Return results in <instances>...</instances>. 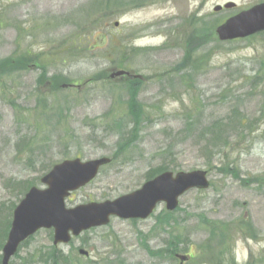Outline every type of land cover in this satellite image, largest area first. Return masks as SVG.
Segmentation results:
<instances>
[{
	"label": "rangeland",
	"instance_id": "1",
	"mask_svg": "<svg viewBox=\"0 0 264 264\" xmlns=\"http://www.w3.org/2000/svg\"><path fill=\"white\" fill-rule=\"evenodd\" d=\"M226 3L237 6L214 12ZM261 3L0 0V250L15 206L62 161L113 158L67 207L131 194L161 167L205 171L211 183L173 213L113 218L69 245L54 248L53 230H41L9 264H177L180 253L214 264L212 251L222 264H264V34L216 35ZM31 63L42 71L17 74ZM117 68L147 81L137 92L106 82ZM51 80L82 88L51 93Z\"/></svg>",
	"mask_w": 264,
	"mask_h": 264
},
{
	"label": "water",
	"instance_id": "2",
	"mask_svg": "<svg viewBox=\"0 0 264 264\" xmlns=\"http://www.w3.org/2000/svg\"><path fill=\"white\" fill-rule=\"evenodd\" d=\"M234 7L233 4L226 5L227 9ZM215 11H221V8L218 7ZM260 32H264V4L234 16L217 29L218 38L222 42L245 39ZM125 75L130 76L118 71L112 74L111 79ZM110 163L108 159L101 158L87 163H81L78 159L57 164L41 181L47 189H31L15 208L7 243L2 251V264H8L16 255L20 244L40 229H55V246L60 243L67 244L71 241L70 233L79 236L83 231L93 227L107 225L113 215L123 220L146 219L158 203H165L166 208L173 211L178 207L179 197L188 190L209 188L205 172L177 173L175 177L172 173L165 172L132 195L123 196L112 202L80 205L68 210L65 207V199L69 194L87 186L99 174L100 167ZM80 254L87 255L83 250ZM178 258L180 264L188 260L185 256Z\"/></svg>",
	"mask_w": 264,
	"mask_h": 264
},
{
	"label": "trees",
	"instance_id": "3",
	"mask_svg": "<svg viewBox=\"0 0 264 264\" xmlns=\"http://www.w3.org/2000/svg\"><path fill=\"white\" fill-rule=\"evenodd\" d=\"M86 36V35H85ZM81 36L79 35V43L78 44H80V47H84V50H88V47L86 46V44H85V41H83L82 40V38H80ZM83 50V51H84ZM27 64H25V66H26ZM113 121H115V120H113ZM167 170H169L168 168H164V167H161V168H158V169H156L155 171H157L155 174H153L151 177H150V179H152V178H154L156 175H158V174H160V173H163V172H165V171H167ZM154 171V172H155ZM153 172V173H154ZM151 175V174H150ZM150 179H148V180H150ZM168 224H169V226L171 225L170 224V222H168ZM216 231H219V232H221L222 230H219V229H217L215 226H214V228L211 230V237L213 238L215 235H216ZM61 260H64V257H61V258H58V257H55L54 259H53V261L55 262V264H59V262L61 263ZM209 260H211L213 263H214V261L216 262V263H214V264H222L223 263V261L224 260H227L226 258H225V254H224V252H221V253H214L213 251L211 252V254H210V257H209ZM230 264H232V263H230Z\"/></svg>",
	"mask_w": 264,
	"mask_h": 264
}]
</instances>
